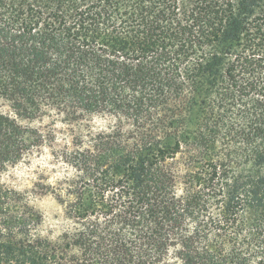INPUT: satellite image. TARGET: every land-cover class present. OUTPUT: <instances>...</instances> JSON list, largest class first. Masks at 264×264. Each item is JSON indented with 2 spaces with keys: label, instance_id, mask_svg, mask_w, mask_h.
<instances>
[{
  "label": "trees",
  "instance_id": "obj_1",
  "mask_svg": "<svg viewBox=\"0 0 264 264\" xmlns=\"http://www.w3.org/2000/svg\"><path fill=\"white\" fill-rule=\"evenodd\" d=\"M49 113L117 125L51 192L74 229L15 211L0 264H264V0H0V170Z\"/></svg>",
  "mask_w": 264,
  "mask_h": 264
},
{
  "label": "rangeland",
  "instance_id": "obj_2",
  "mask_svg": "<svg viewBox=\"0 0 264 264\" xmlns=\"http://www.w3.org/2000/svg\"><path fill=\"white\" fill-rule=\"evenodd\" d=\"M1 109L8 112L7 106ZM116 125L114 119L105 116H95L89 121L74 124L66 123L62 121V116L54 113L32 122L31 126L44 134V142L25 152L16 164L0 170V185L22 195L19 203L15 206L9 204L0 212L3 227L10 226L11 216L15 211L27 210L34 214L36 221V225L30 230V238L58 245L65 232L72 231L74 225L51 192L75 176L76 170L71 157L78 148L79 139L88 142ZM8 234L7 230L4 233L5 239ZM16 238H19L18 234Z\"/></svg>",
  "mask_w": 264,
  "mask_h": 264
}]
</instances>
